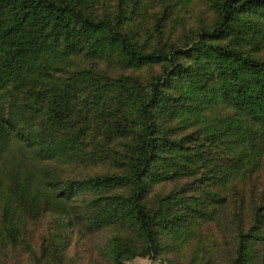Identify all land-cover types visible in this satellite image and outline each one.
Wrapping results in <instances>:
<instances>
[{
    "label": "trees",
    "instance_id": "16d2710c",
    "mask_svg": "<svg viewBox=\"0 0 264 264\" xmlns=\"http://www.w3.org/2000/svg\"><path fill=\"white\" fill-rule=\"evenodd\" d=\"M172 1L0 0L3 246L56 214L115 227L111 264H259L264 0L171 40Z\"/></svg>",
    "mask_w": 264,
    "mask_h": 264
},
{
    "label": "rangeland",
    "instance_id": "374dc122",
    "mask_svg": "<svg viewBox=\"0 0 264 264\" xmlns=\"http://www.w3.org/2000/svg\"><path fill=\"white\" fill-rule=\"evenodd\" d=\"M211 1L183 0L177 5V0H173L172 11L175 18L170 21L173 27L170 29L171 36L168 37L171 40L176 39L193 27L213 23L217 14ZM187 181L189 182L182 178L169 184L168 187L174 191L186 185L189 186ZM168 187L167 190H170ZM209 228L211 234H214L212 230L215 232L216 238L226 235L228 241L233 243L234 231L230 230L231 228L228 229L224 224L221 226L212 224ZM115 234L117 230L113 226L96 233H89L80 226H75L72 231H69L65 228L64 222L59 220L58 215H44L39 220L30 221L25 230V238L22 237L17 245L3 246L0 243V264H111L107 248L110 247V240ZM51 242L58 246H53ZM261 253L259 264H264V252ZM133 264L169 263L165 258L153 262L146 257L137 258Z\"/></svg>",
    "mask_w": 264,
    "mask_h": 264
}]
</instances>
